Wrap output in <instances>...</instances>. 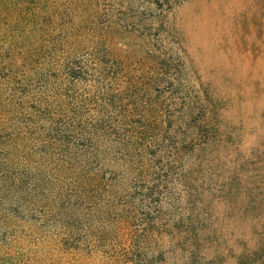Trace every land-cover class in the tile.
<instances>
[{
    "label": "trees",
    "instance_id": "obj_1",
    "mask_svg": "<svg viewBox=\"0 0 264 264\" xmlns=\"http://www.w3.org/2000/svg\"><path fill=\"white\" fill-rule=\"evenodd\" d=\"M184 1L0 0V264L155 221L182 84L130 40L145 10Z\"/></svg>",
    "mask_w": 264,
    "mask_h": 264
},
{
    "label": "rangeland",
    "instance_id": "obj_2",
    "mask_svg": "<svg viewBox=\"0 0 264 264\" xmlns=\"http://www.w3.org/2000/svg\"><path fill=\"white\" fill-rule=\"evenodd\" d=\"M152 10L130 41L159 49L182 84L155 221L138 215L132 239L44 247L42 264H264V0Z\"/></svg>",
    "mask_w": 264,
    "mask_h": 264
}]
</instances>
